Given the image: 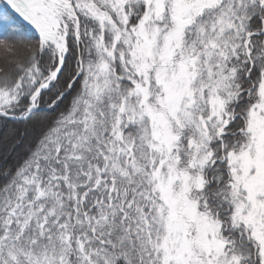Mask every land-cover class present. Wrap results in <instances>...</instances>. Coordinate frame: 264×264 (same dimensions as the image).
Wrapping results in <instances>:
<instances>
[{
    "label": "snow or ice",
    "instance_id": "obj_1",
    "mask_svg": "<svg viewBox=\"0 0 264 264\" xmlns=\"http://www.w3.org/2000/svg\"><path fill=\"white\" fill-rule=\"evenodd\" d=\"M0 264H264V0H0Z\"/></svg>",
    "mask_w": 264,
    "mask_h": 264
},
{
    "label": "trees",
    "instance_id": "obj_2",
    "mask_svg": "<svg viewBox=\"0 0 264 264\" xmlns=\"http://www.w3.org/2000/svg\"><path fill=\"white\" fill-rule=\"evenodd\" d=\"M37 135V130L31 126L26 127L22 123L13 121L0 122V163H2L0 171L5 168L14 169L17 163L21 162L18 160L20 150H24L27 141L28 144L33 143ZM0 180L4 182L2 175Z\"/></svg>",
    "mask_w": 264,
    "mask_h": 264
},
{
    "label": "rangeland",
    "instance_id": "obj_3",
    "mask_svg": "<svg viewBox=\"0 0 264 264\" xmlns=\"http://www.w3.org/2000/svg\"><path fill=\"white\" fill-rule=\"evenodd\" d=\"M10 121H11V120H10ZM13 122H16V121H13ZM27 130H28V129H27ZM27 145H28V141H27ZM20 151H21V152L18 153V155H20V158H19L18 160L22 162V160H23V158H25V155H26V154H25V151H24V150H23V151L20 150ZM18 155H17V156H18ZM18 163H20V162H18ZM18 163H17V164H18ZM0 164H2V163H0ZM0 166H1V165H0ZM16 166H17V165H16ZM14 168H15V167H14ZM3 183H4V182H3L2 180H0V184H3Z\"/></svg>",
    "mask_w": 264,
    "mask_h": 264
},
{
    "label": "bare ground",
    "instance_id": "obj_4",
    "mask_svg": "<svg viewBox=\"0 0 264 264\" xmlns=\"http://www.w3.org/2000/svg\"><path fill=\"white\" fill-rule=\"evenodd\" d=\"M10 121V120H9ZM12 121V120H11Z\"/></svg>",
    "mask_w": 264,
    "mask_h": 264
}]
</instances>
